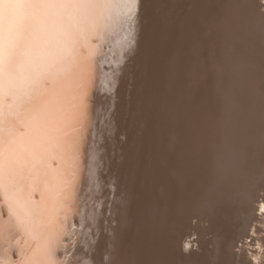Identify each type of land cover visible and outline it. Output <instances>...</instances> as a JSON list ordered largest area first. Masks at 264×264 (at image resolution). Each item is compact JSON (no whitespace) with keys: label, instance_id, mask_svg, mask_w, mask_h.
<instances>
[{"label":"bare ground","instance_id":"obj_1","mask_svg":"<svg viewBox=\"0 0 264 264\" xmlns=\"http://www.w3.org/2000/svg\"><path fill=\"white\" fill-rule=\"evenodd\" d=\"M51 12L0 127V264H264V186L230 244L263 158L264 0Z\"/></svg>","mask_w":264,"mask_h":264},{"label":"snow or ice","instance_id":"obj_2","mask_svg":"<svg viewBox=\"0 0 264 264\" xmlns=\"http://www.w3.org/2000/svg\"><path fill=\"white\" fill-rule=\"evenodd\" d=\"M80 0H0V127L10 98H16L23 70L27 66L25 50L44 36L51 22L52 9Z\"/></svg>","mask_w":264,"mask_h":264},{"label":"rangeland","instance_id":"obj_3","mask_svg":"<svg viewBox=\"0 0 264 264\" xmlns=\"http://www.w3.org/2000/svg\"><path fill=\"white\" fill-rule=\"evenodd\" d=\"M201 90H202V92H201ZM203 91H204V93H203ZM206 87H202L201 89H200V92H199V95L201 96V97H199L200 99H204V97H205V95H206ZM198 95V96H199ZM157 123L158 124H162L161 122H159V121H157ZM259 153H261L260 155H261V157H263V158H261L262 160V163L260 164V166L259 167H257L255 170H256V173H255V170H252L251 172H250V175H249V178L250 179H248L247 180V185H248V183H249V186H247V189H246V191L244 192V193H239V195H237V198L239 199V200H241V201H239L238 203H237V200H236V204L234 205V207H233V210H234V212H235V215L233 216V218L230 220V222H231V224H232V238H231V240H230V244L232 245V247L234 246V245H236V244H238L237 242H240L241 240H243L244 239V237H245V233H243V232H245L244 230L246 229V226H247V224L248 223H250L251 221H253V216L255 215V213H256V208L254 207V205H256L255 204V201H254V199H253V192L255 191V193L256 194H258L257 192H259V190L261 189V188H263V186H264V138H263V140H262V145H261V150H260V152ZM255 165H256V163H255ZM258 169V170H257ZM255 173V174H254ZM205 175H207V184H208V182L210 181V178H209V175H210V172H207V174H205ZM252 175V176H251ZM251 176V177H250ZM260 177H261V179H260ZM251 179H252V181H251ZM258 179V180H257ZM254 180H255V183H254V185L252 184V182H254ZM257 180V181H256ZM260 181V182H259ZM256 182H258L257 183V185H258V187H257V189H256V187H255V185H256ZM250 183H251V186L252 187H250ZM249 187H250V189H249ZM194 190H196V186L194 185L193 187L191 186H189V187H187V192L185 193V195H187V197H189L190 198V196H191V193H193L194 192ZM257 191V192H256ZM245 195V196H244ZM188 198V199H189ZM243 198V199H242ZM251 199V200H250ZM253 199V200H252ZM242 202V203H241ZM252 202H253V204H252ZM239 204V205H238ZM72 210V209H71ZM249 226H250V224H249ZM236 227V228H235ZM245 227V228H244ZM248 228V227H247ZM240 235H239V234ZM236 235H238V237L236 236ZM233 236H235V237H233ZM242 236V237H241ZM232 240H234V241H232ZM236 240V241H235ZM61 242V241H60ZM59 242V243H60ZM235 244H234V243ZM62 243V242H61ZM233 243V244H232ZM174 259H175V257H174Z\"/></svg>","mask_w":264,"mask_h":264}]
</instances>
